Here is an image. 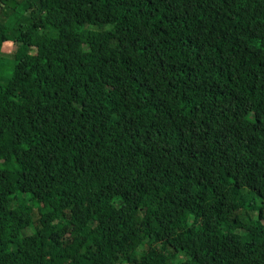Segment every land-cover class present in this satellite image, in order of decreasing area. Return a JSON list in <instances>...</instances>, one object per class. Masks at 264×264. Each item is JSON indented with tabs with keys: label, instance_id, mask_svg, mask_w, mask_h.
Masks as SVG:
<instances>
[{
	"label": "trees",
	"instance_id": "16d2710c",
	"mask_svg": "<svg viewBox=\"0 0 264 264\" xmlns=\"http://www.w3.org/2000/svg\"><path fill=\"white\" fill-rule=\"evenodd\" d=\"M0 47V264H264V0H0Z\"/></svg>",
	"mask_w": 264,
	"mask_h": 264
},
{
	"label": "rangeland",
	"instance_id": "374dc122",
	"mask_svg": "<svg viewBox=\"0 0 264 264\" xmlns=\"http://www.w3.org/2000/svg\"><path fill=\"white\" fill-rule=\"evenodd\" d=\"M11 51L6 50L5 48L1 49L0 47V62L2 64V69H0V76L7 77L8 69L12 64Z\"/></svg>",
	"mask_w": 264,
	"mask_h": 264
}]
</instances>
